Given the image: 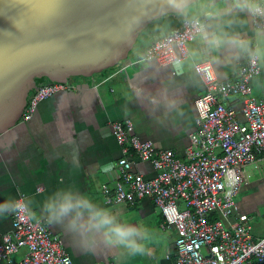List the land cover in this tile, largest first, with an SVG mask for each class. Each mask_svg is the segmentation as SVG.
<instances>
[{
	"label": "crops",
	"instance_id": "crops-1",
	"mask_svg": "<svg viewBox=\"0 0 264 264\" xmlns=\"http://www.w3.org/2000/svg\"><path fill=\"white\" fill-rule=\"evenodd\" d=\"M197 2V10L190 16H182L183 10L151 22L116 66L91 76L67 77L65 83L75 89L38 103L31 118L22 121L36 85L15 121L0 132V204L22 199L28 219L45 224L59 237L71 264H174V230L162 225L150 198L131 205L102 203L101 187L111 191L118 180L120 151L111 135L113 122L130 121L138 140L180 156L187 135L195 128L193 101L203 93L193 66L207 63L216 80L228 82L236 79L239 68L253 53L260 71L250 80L251 96L264 99V15L262 27L255 29L248 7L240 6L243 0ZM189 18L202 19L200 33L186 44L187 59L173 66L141 60L149 44ZM232 38L245 41L247 50L228 43ZM223 105L239 110L240 101L232 97ZM131 169L146 178L154 174L148 163L134 162ZM244 172L248 184L233 201L236 214L246 216L248 232L258 238L264 235V155L257 156L255 164L246 166ZM65 190L107 211L117 224L136 229L133 239L145 251L132 255L125 245L110 242L105 229L86 231L82 240L79 232L66 228L73 213L61 223H50L45 204ZM11 212H0L1 234L10 232ZM84 216L87 219L88 213ZM24 252L19 249L0 264H19Z\"/></svg>",
	"mask_w": 264,
	"mask_h": 264
},
{
	"label": "built area",
	"instance_id": "built-area-1",
	"mask_svg": "<svg viewBox=\"0 0 264 264\" xmlns=\"http://www.w3.org/2000/svg\"><path fill=\"white\" fill-rule=\"evenodd\" d=\"M251 2L264 9V0ZM263 15L251 12L253 28L262 27ZM199 33L197 18L184 20L149 44L141 60L176 65L189 57L186 44ZM192 69L201 79L203 93L193 101L195 128L181 155L138 140L128 120L113 122L111 135L120 151L118 180L111 191L101 187L102 203L131 205L150 198L162 225L174 230V264H264V235L251 236L246 216L236 214L233 201L248 184L245 167L264 155V99L253 98L249 84L259 74L258 57L250 55L236 79L228 82L216 80L207 63ZM75 88L65 82L37 87L21 120L28 121L38 103ZM232 97L239 98V110L223 105ZM134 162L148 163L154 174L146 178L133 172ZM16 202L20 210L11 212L10 232L0 233V263L25 249L19 264H71L59 237L45 224L28 219L22 199Z\"/></svg>",
	"mask_w": 264,
	"mask_h": 264
},
{
	"label": "water",
	"instance_id": "water-1",
	"mask_svg": "<svg viewBox=\"0 0 264 264\" xmlns=\"http://www.w3.org/2000/svg\"><path fill=\"white\" fill-rule=\"evenodd\" d=\"M194 1L0 0V132L18 117L34 80L60 83L112 68L141 30Z\"/></svg>",
	"mask_w": 264,
	"mask_h": 264
},
{
	"label": "clouds",
	"instance_id": "clouds-1",
	"mask_svg": "<svg viewBox=\"0 0 264 264\" xmlns=\"http://www.w3.org/2000/svg\"><path fill=\"white\" fill-rule=\"evenodd\" d=\"M241 7H248L249 11L255 14H264V9L252 4L251 0H244ZM213 42L219 43L217 38H213ZM233 45L247 50V43L232 38L227 41ZM256 55V53H253ZM45 209L49 214V222L61 223L63 218L70 213H73L71 219L66 225L67 230L71 232H79L82 240L86 231L91 229H105L109 236L110 242L125 245L131 249V254H142L145 248L141 244H137L133 239L137 235V230L131 227L117 224L109 213L102 209H96L89 203L87 199L82 198L78 194L65 190L61 194L55 196L45 204ZM20 204L16 202L12 204L5 202L0 204V212L19 211ZM88 213L85 219L84 213Z\"/></svg>",
	"mask_w": 264,
	"mask_h": 264
},
{
	"label": "rangeland",
	"instance_id": "rangeland-1",
	"mask_svg": "<svg viewBox=\"0 0 264 264\" xmlns=\"http://www.w3.org/2000/svg\"><path fill=\"white\" fill-rule=\"evenodd\" d=\"M196 4H198V2L196 1L195 3H193V4H191V5H189V6H187L185 9H184V13L182 14V16H185V15H187V16H190L192 13H193V11L194 10H197V7L195 6ZM173 15V14H172ZM168 16H170V14L168 15ZM190 19V18H189ZM160 20V19H159ZM150 25V24H149ZM148 25V26H149ZM40 79H42V78H40ZM70 79H72V78H70ZM37 80V79H36ZM39 80V79H38ZM42 82H43V80H41ZM48 81V80H47ZM49 82V81H48ZM44 83V82H43Z\"/></svg>",
	"mask_w": 264,
	"mask_h": 264
},
{
	"label": "trees",
	"instance_id": "trees-1",
	"mask_svg": "<svg viewBox=\"0 0 264 264\" xmlns=\"http://www.w3.org/2000/svg\"><path fill=\"white\" fill-rule=\"evenodd\" d=\"M196 1H197V0H195L193 3H195ZM193 3H192V4H193ZM183 10H184V9H183ZM141 32H142V30H141ZM141 32H139L138 35H139ZM41 80H43V82H44V83H42L41 85H44V84H48V83H50V82H48V81H47L46 79H44V78L39 79V80L37 79V80H34L35 86H36V85H38L37 87L41 86L40 83H39ZM26 96H28V93H27Z\"/></svg>",
	"mask_w": 264,
	"mask_h": 264
}]
</instances>
